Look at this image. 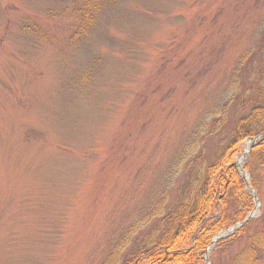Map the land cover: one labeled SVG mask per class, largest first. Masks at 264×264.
I'll use <instances>...</instances> for the list:
<instances>
[{
  "label": "rangeland",
  "instance_id": "rangeland-1",
  "mask_svg": "<svg viewBox=\"0 0 264 264\" xmlns=\"http://www.w3.org/2000/svg\"><path fill=\"white\" fill-rule=\"evenodd\" d=\"M263 19L264 0H0V264L114 259L195 133L210 158L224 143L230 73ZM250 141L234 165L258 208L208 264H233L264 224V166L256 188L244 169Z\"/></svg>",
  "mask_w": 264,
  "mask_h": 264
},
{
  "label": "trees",
  "instance_id": "trees-1",
  "mask_svg": "<svg viewBox=\"0 0 264 264\" xmlns=\"http://www.w3.org/2000/svg\"><path fill=\"white\" fill-rule=\"evenodd\" d=\"M109 1L100 0L102 6ZM91 23V14H86L79 29L86 31ZM251 38L235 61L225 90L227 103L224 107L228 106V112L222 122L227 123L225 117L230 112L234 113V119L226 126L224 143L218 141L210 158L205 152L206 143L195 133L196 137L181 155V173L174 163L147 220L133 223L125 238L118 242L112 254L114 259L110 258L107 264H203L204 253L212 239L243 222L253 209L234 160L242 142L261 136L252 147L244 168L250 175L251 187L256 188L254 176L264 166V19ZM215 124V121L208 123V127L203 122L201 128L206 131ZM177 173L178 181L173 184L171 176ZM154 217L157 223L141 238H136L130 252L122 256L130 241L126 238L132 231L136 234ZM249 224L240 227L237 238L246 233ZM247 243L246 249L234 257L233 264L259 261L264 252V224ZM224 245L225 240H220L215 247L219 249Z\"/></svg>",
  "mask_w": 264,
  "mask_h": 264
},
{
  "label": "water",
  "instance_id": "water-1",
  "mask_svg": "<svg viewBox=\"0 0 264 264\" xmlns=\"http://www.w3.org/2000/svg\"><path fill=\"white\" fill-rule=\"evenodd\" d=\"M262 136H264V134ZM260 137L261 136L256 137L254 139H251V141H250L252 143L251 144V147L256 144V142L259 140ZM249 150H250V148H248V150H246L244 154L247 155ZM247 187H248V185H247ZM252 193H253V203L255 205L254 211H252L250 214H248V216L246 217V219L242 223L237 224L235 227H232V228H230L229 230H227L225 232L219 233L216 237L213 238V240L211 241L208 249L205 252L206 253L205 254V264H208L207 259H206V256L208 254V251L211 249V247H213L216 244L217 241L222 240V239H224V238L232 235L235 232V230H237L238 228L242 227L245 223H247L249 221V219H251L252 217H254L255 211L258 208V202L256 200L255 192L253 190H252Z\"/></svg>",
  "mask_w": 264,
  "mask_h": 264
}]
</instances>
